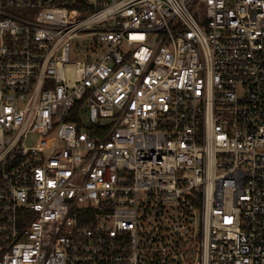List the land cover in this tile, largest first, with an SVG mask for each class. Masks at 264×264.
<instances>
[{"label":"built area","instance_id":"obj_1","mask_svg":"<svg viewBox=\"0 0 264 264\" xmlns=\"http://www.w3.org/2000/svg\"><path fill=\"white\" fill-rule=\"evenodd\" d=\"M0 264H264V0H0Z\"/></svg>","mask_w":264,"mask_h":264},{"label":"rangeland","instance_id":"obj_2","mask_svg":"<svg viewBox=\"0 0 264 264\" xmlns=\"http://www.w3.org/2000/svg\"><path fill=\"white\" fill-rule=\"evenodd\" d=\"M87 39H89V40H87ZM93 42L94 41H92V37L85 38L84 40L82 38H77L76 40H73L71 42V46L72 47L79 46V48H82L85 44H90ZM71 56L74 58H77L78 60H84V57L81 56L80 54L73 53Z\"/></svg>","mask_w":264,"mask_h":264}]
</instances>
